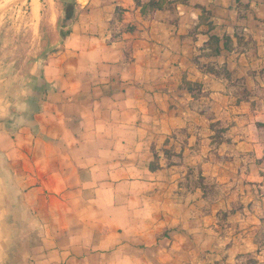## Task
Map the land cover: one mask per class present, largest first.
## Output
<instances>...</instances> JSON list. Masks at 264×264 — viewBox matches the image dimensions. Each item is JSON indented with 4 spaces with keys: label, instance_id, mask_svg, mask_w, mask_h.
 Listing matches in <instances>:
<instances>
[{
    "label": "crops",
    "instance_id": "0c3cea01",
    "mask_svg": "<svg viewBox=\"0 0 264 264\" xmlns=\"http://www.w3.org/2000/svg\"><path fill=\"white\" fill-rule=\"evenodd\" d=\"M138 1L0 59V264H264V0Z\"/></svg>",
    "mask_w": 264,
    "mask_h": 264
},
{
    "label": "rangeland",
    "instance_id": "374dc122",
    "mask_svg": "<svg viewBox=\"0 0 264 264\" xmlns=\"http://www.w3.org/2000/svg\"><path fill=\"white\" fill-rule=\"evenodd\" d=\"M72 2L73 0H0V59L5 57L2 66L10 69L9 63L16 70H28L33 63V56L40 55L53 44L52 30L45 32V38H40L37 33L39 20L45 18L46 12L48 15L49 12L58 10L59 23L64 14L63 8L71 7ZM31 7L33 16L30 13ZM215 131L213 140H218L220 133L217 129Z\"/></svg>",
    "mask_w": 264,
    "mask_h": 264
},
{
    "label": "trees",
    "instance_id": "16d2710c",
    "mask_svg": "<svg viewBox=\"0 0 264 264\" xmlns=\"http://www.w3.org/2000/svg\"><path fill=\"white\" fill-rule=\"evenodd\" d=\"M137 3H139L138 0H136ZM170 3L172 1L170 0H150L149 2H147L146 5H148L150 8H156V7H159V6H162L163 3L167 2ZM180 1H183V0H180ZM71 7H64L63 8V11H64V14L60 17L59 19V27H60V30H59V35L61 36L62 39H65L67 37V35L69 34V30H63V28L65 26H67L69 24V22L71 21V18H72V14H73V3H71L70 5ZM153 165L151 164V167ZM154 168V167H152Z\"/></svg>",
    "mask_w": 264,
    "mask_h": 264
},
{
    "label": "bare ground",
    "instance_id": "6f19581e",
    "mask_svg": "<svg viewBox=\"0 0 264 264\" xmlns=\"http://www.w3.org/2000/svg\"><path fill=\"white\" fill-rule=\"evenodd\" d=\"M36 8V7H35Z\"/></svg>",
    "mask_w": 264,
    "mask_h": 264
}]
</instances>
